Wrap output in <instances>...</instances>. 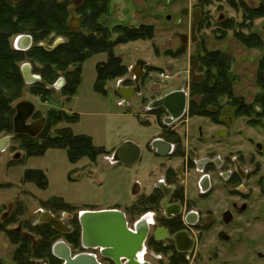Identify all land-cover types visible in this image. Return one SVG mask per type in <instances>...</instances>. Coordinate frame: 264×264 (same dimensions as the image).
<instances>
[{
  "label": "rangeland",
  "instance_id": "374dc122",
  "mask_svg": "<svg viewBox=\"0 0 264 264\" xmlns=\"http://www.w3.org/2000/svg\"><path fill=\"white\" fill-rule=\"evenodd\" d=\"M18 1L20 0H11V3ZM108 1L107 12L99 18V23L110 30L112 39H117L118 35L114 30L119 26L144 27L151 32L145 40L118 44L114 48L115 56L120 57L123 65L129 69L125 76L127 79L133 78L130 69L138 60L147 63L145 68L148 72L143 79L146 84L145 91L147 90L143 97L146 98L133 97L129 106L122 105L117 81L125 77L110 81L107 92L95 89L97 66L108 60L105 53L94 55L83 64L82 82L70 102L66 87L49 89L48 93L38 96L35 94L37 90H34L37 86L25 84L21 97L13 103V107L20 101L34 103L37 112L29 122L46 117L44 131H48L51 138L57 137L59 131L70 128L75 135L91 137L96 146L105 148L108 153L99 156L95 162L84 158L73 164L68 159L67 151L62 149H49L43 156L28 158L26 152L20 148L22 140L15 137L6 149L0 148V224L4 225L0 231L1 264H17L15 255L21 243L15 244L14 237L16 240L19 238L14 235L12 237L10 233H16L20 239L29 238L36 244L40 241L39 235L27 228L35 226L41 211L49 210L62 218L63 211L56 203L53 205L51 199L54 202H58V198L63 199L75 207L76 211L72 215L77 216L85 209H125L135 200L133 192L138 182L146 192L149 191L151 174L160 160L148 151L147 142L159 132V128L155 119L146 114V104L151 99L166 95L176 86L191 83L189 71L193 62L211 52H219L230 59L227 73L231 75L233 97L243 99L252 109L251 125L247 123L249 119L235 118L234 124L228 128V136L230 135L232 141L217 138L220 141L214 143L222 154L253 146L250 148L254 151L257 163L254 166V194L250 202L252 210L239 217L237 224L228 228L216 224L206 228L200 235L197 231L192 232L195 239H198L197 245L191 253L185 254L184 259L172 263L169 255H164L162 261L151 256L146 259L152 264H264V153L257 156L258 151L254 149L257 143L264 146V90L257 83L260 62L264 58V18L247 20L244 7L256 9L264 5V0ZM70 2L69 23L75 21L77 29L80 30L82 18L77 12L79 9ZM197 8L202 9L203 20L198 28V41L192 43L191 13ZM184 9L189 10V15L182 13ZM179 34L189 37L188 44H182ZM237 35L258 37L263 48H248L237 39ZM58 37L48 36L44 43L53 46ZM15 39L16 37L11 39L12 46ZM25 63L31 64L26 60L20 67ZM32 67L37 74V69L41 66L36 64ZM163 72L172 75L173 80L165 81L161 76ZM66 80V75L61 72L51 86L63 81L66 83ZM220 103L222 118L234 114L235 108L227 97L221 99ZM51 111L55 112L54 121L62 119L60 123L50 122L48 127ZM77 115L78 122L70 123L72 117ZM197 122L199 125H206L204 121ZM208 126L204 128L205 131H209V134L216 132V128L210 124ZM8 134L10 133L1 132L0 142ZM125 142H133L144 149L141 161L133 167L114 165L109 159ZM232 142L236 145L233 146ZM197 146L205 149L206 145ZM27 170L44 171L49 180L48 188L41 190L35 184L25 183L23 179ZM220 199L221 202L215 205L213 212L218 219L223 209L228 206L224 197ZM64 220L67 225H74L73 219L65 217ZM221 231L230 235V242L219 239ZM72 249L74 254L80 253V249ZM33 262L47 264L42 261Z\"/></svg>",
  "mask_w": 264,
  "mask_h": 264
},
{
  "label": "trees",
  "instance_id": "16d2710c",
  "mask_svg": "<svg viewBox=\"0 0 264 264\" xmlns=\"http://www.w3.org/2000/svg\"><path fill=\"white\" fill-rule=\"evenodd\" d=\"M108 4V0H85L77 11L82 18L81 29L73 30L69 23L71 2L68 0H20L15 4H12L11 0H0V133L13 134V119L16 115L13 103L21 97L25 88L20 64L26 60H29L33 66L36 64L41 66L37 69V74L49 85H53L59 73L65 74L67 80L64 87H66L69 102L82 82L83 64L94 55L108 54V61L97 66L95 83L97 91L107 92V85L110 81L123 78L129 73V69L123 65L122 59L115 56V46L145 40L151 32L144 27L119 26L114 30L118 35L117 39H112L110 30L99 23V18L107 12ZM244 7L247 20L264 18V5H260L256 9ZM226 26L229 25L226 24ZM19 35L33 37L35 45L28 52L16 51L13 48L11 39ZM51 35L65 38L66 41L53 51L38 46ZM236 37L248 48H263V43L258 37L253 35L250 37L237 35ZM198 61L203 64V71L206 74L204 81L192 85V97H199L200 100L192 101L191 113L211 116L214 115L212 113L214 110L221 112L220 100L227 97L232 107L235 108L236 116L250 117L252 124L251 106L247 105L243 99L233 97L231 75L227 73V64L230 59L219 52H211ZM34 73L36 72L34 71ZM257 83L264 90V58L260 62ZM35 86H37V89H34L37 90L35 94L38 96L50 91L43 84L38 83ZM54 114L53 111L49 113L48 127L50 122H61L62 118L54 121ZM78 120V115L74 116L70 123H76ZM15 138L22 140L20 148L26 152L28 158L43 156L49 149H62L67 151L69 161L77 164L84 158L95 162L99 156L108 153L105 148L96 146L91 137L75 135L70 128L59 131L55 138H51L46 130L38 138H31L27 135H17ZM23 181L35 184L41 190H46L49 186L47 174L42 170H27ZM57 201L50 200L53 205L60 206L63 213L72 214L76 211L75 207L67 204L63 199L58 198ZM75 216L73 219L75 231L70 235H61L47 224L28 227L30 232L40 237V241L36 244L29 238L20 239L16 233L9 232L11 236L19 238L16 240L12 236L15 244L21 243L15 255V262L17 264H35L33 261H42L47 264H63L52 254V247L60 238H65L72 248H78L80 252H83L81 227L78 215ZM2 226L4 225L0 224V231ZM150 247L156 253L169 255L171 263L185 258V254L178 253L174 245L165 247L164 244L152 240ZM111 264L113 263L111 262Z\"/></svg>",
  "mask_w": 264,
  "mask_h": 264
},
{
  "label": "flooded vegetation",
  "instance_id": "af4514ba",
  "mask_svg": "<svg viewBox=\"0 0 264 264\" xmlns=\"http://www.w3.org/2000/svg\"><path fill=\"white\" fill-rule=\"evenodd\" d=\"M59 38L62 37H58L57 39ZM57 39L55 41H57ZM194 63L197 64L195 70L196 75H202L205 79L206 72L203 71V64L200 61H194L192 68ZM192 68L189 71L191 83H183L169 92L184 90L187 93V111L180 120L172 124L166 123L170 115L164 108L146 112V105L148 106L149 103L161 97L151 99L147 102L145 107H143L146 114L155 119L159 128V132L147 142V149L160 161L155 167V171L151 174L152 183L149 191L146 192L145 188L138 182L133 192V196L135 197L133 204L125 209L118 207L119 210L126 214L130 229L134 230L135 225L142 220L148 223L149 235L146 241L145 256L155 257L160 261L164 260V254L156 253L155 250L150 247V242L152 240L164 244L165 247L174 245L178 252L176 243L172 237L181 231H188L192 239H194L196 247L198 239H195L192 232L197 231L200 235L206 228L216 224H220L223 228H228L237 224L236 222L239 217L250 213L252 210L250 202L254 194V166L257 163L256 157L253 155L254 151L252 152L250 148L253 146L251 145L249 148L246 147V149H240L238 151L223 152L224 154H222L214 145L215 141H220L217 140V138L226 139L230 142L232 141L230 135L228 136V133H230L228 128L234 124L235 118H240L242 116L238 117L234 112L232 116L222 118V111L220 112L218 110H214L212 112L214 115L211 116L193 115L190 111L191 103L194 100L199 101L200 98L192 97V85H197L192 83ZM147 72L145 68V74ZM162 74L166 76L165 81L169 82L173 80L172 75L164 72ZM143 79L140 82L141 94L134 97H143L146 85ZM57 85L59 89H62L65 83L59 82ZM117 86L118 89L135 88V75L132 79H127L125 77L121 79V81H117ZM144 98L146 97H143V99ZM121 100V104L125 105L124 98L121 97ZM131 100L126 106H129ZM32 118L30 120H32ZM244 118L249 119L247 123L251 125V118L246 116ZM198 120L204 121L206 125H199L197 122ZM29 121L28 123L32 124L38 120L33 122ZM190 123H192V125ZM208 124L216 128V132L209 134V131H205L204 128L209 127ZM157 140H162L171 145L170 152L166 156L160 155L157 148H154L153 144ZM198 144L206 145L205 149L199 148L197 146ZM232 145L235 146L236 143L232 142ZM255 146H257V148H255ZM255 146V151H258L256 153L257 156L264 153L261 152L264 149L262 144L257 143ZM140 148L142 149V153L138 163L141 161L144 153V149L142 147ZM261 183L262 179L259 180L262 189ZM168 195L169 197H167ZM222 197H224V202L228 206L223 209L218 219L213 215V212L215 211V205L219 203ZM164 202H166V206L169 207L179 206L180 214L175 215L170 212V217H168L163 206ZM132 209L134 211H131ZM71 227L73 226L71 225ZM158 228L166 229L171 238L158 241L155 236ZM94 253L99 255V251H95ZM142 256L143 255H140L141 260L143 259ZM259 256L261 257L263 255ZM98 259L104 264H110L106 263L99 256Z\"/></svg>",
  "mask_w": 264,
  "mask_h": 264
},
{
  "label": "water",
  "instance_id": "95a60500",
  "mask_svg": "<svg viewBox=\"0 0 264 264\" xmlns=\"http://www.w3.org/2000/svg\"><path fill=\"white\" fill-rule=\"evenodd\" d=\"M75 7L83 5L85 0H70ZM184 15H189V10L184 9ZM192 26H191V42L198 41V28L203 20L202 9L197 8L192 11ZM75 21H72L71 28L77 29ZM182 44H188L189 37L179 34ZM64 38H59L54 42L53 46L47 45L44 42L38 46L48 51H53L59 45L65 43ZM14 42V49L20 52H28L34 46V40L29 35H19ZM196 63L191 70L192 83H201L204 79L202 75H196ZM147 63L143 60H138L136 65L131 68V72L135 75L136 87L131 89L121 88L118 92L124 98L125 105L136 95L141 94V80L144 78L145 67ZM21 73L27 85L43 84L48 89L58 88V85L51 86L40 75L33 73V67L30 63H25L21 66ZM64 82V81H63ZM188 106L187 93L184 90L173 91L160 99L152 101L147 106V111L164 108L170 118L166 123L172 124L180 120L186 113ZM16 115L13 119L14 131L13 134L3 138L0 142L2 149H6L10 145V141L17 135H27L31 138H38L44 131L47 119H42L29 124L28 121L36 114L37 106L31 101H20L15 106ZM157 148L158 153L166 156L171 149V145L162 140H157L153 144ZM142 149L133 142H125L117 148L110 161L112 164L123 163L128 167H133L140 160ZM169 197V195L167 196ZM167 216L170 217V212L175 215L180 214V208L166 206L163 204ZM74 219V215L64 213L62 218H57L51 211L42 210L35 226L47 224L55 231L62 235L73 234L75 229L65 223L64 218ZM78 221L81 227V248L83 252L74 254L72 247L63 239L58 240L52 247V254L63 264H104L100 262L98 256L106 263L113 264H151L143 262L140 255L145 253L146 241L149 235L148 223L144 220L138 222L134 230L129 228L126 214L119 209L109 210H84L79 212ZM158 241L171 238L167 230L158 228L155 233ZM220 239L224 242H230L231 237L226 232H221ZM173 240L176 243V248L180 253H191L195 247V241L192 239L188 231H181L175 234ZM99 251V255L94 252Z\"/></svg>",
  "mask_w": 264,
  "mask_h": 264
},
{
  "label": "built area",
  "instance_id": "2783aa9c",
  "mask_svg": "<svg viewBox=\"0 0 264 264\" xmlns=\"http://www.w3.org/2000/svg\"><path fill=\"white\" fill-rule=\"evenodd\" d=\"M161 76H162L164 79H166V76H165L164 74H162ZM164 79H163V80H164ZM109 159H110V158H109ZM145 254H146V248H145V253H144L143 256H142V257H143L142 261H143V262H149V261L146 259L147 256H145ZM150 263H151V262H150ZM151 264H152V263H151Z\"/></svg>",
  "mask_w": 264,
  "mask_h": 264
},
{
  "label": "crops",
  "instance_id": "0c3cea01",
  "mask_svg": "<svg viewBox=\"0 0 264 264\" xmlns=\"http://www.w3.org/2000/svg\"><path fill=\"white\" fill-rule=\"evenodd\" d=\"M109 209H112V208H105V209H98V210H109Z\"/></svg>",
  "mask_w": 264,
  "mask_h": 264
}]
</instances>
